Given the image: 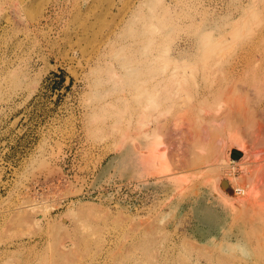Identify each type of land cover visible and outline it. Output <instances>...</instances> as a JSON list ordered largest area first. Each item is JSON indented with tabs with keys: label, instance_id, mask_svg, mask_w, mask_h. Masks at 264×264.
<instances>
[{
	"label": "rangeland",
	"instance_id": "374dc122",
	"mask_svg": "<svg viewBox=\"0 0 264 264\" xmlns=\"http://www.w3.org/2000/svg\"><path fill=\"white\" fill-rule=\"evenodd\" d=\"M0 264H264V0H0Z\"/></svg>",
	"mask_w": 264,
	"mask_h": 264
},
{
	"label": "bare ground",
	"instance_id": "6f19581e",
	"mask_svg": "<svg viewBox=\"0 0 264 264\" xmlns=\"http://www.w3.org/2000/svg\"><path fill=\"white\" fill-rule=\"evenodd\" d=\"M163 69H164V68H163ZM161 70H162V69H161ZM164 70H165V69H164ZM164 70H162V71H164ZM161 73L163 74V72H161ZM164 76H165V75H164ZM167 76H168V74H167ZM183 76H184V75H183ZM165 77H166V76H165ZM149 78H150V77H149ZM151 78H152V77H151ZM153 78H154V77H153ZM162 78H163V77H162ZM168 79H169V77H168ZM186 79H187V78H186ZM186 79H185V81H186ZM150 80H151V79H150ZM155 80H156V79H155ZM161 81H162V80H161ZM171 81H172V80H171ZM178 81H179V79H178ZM150 82H152V80H151ZM158 82H159V81H158ZM174 82H175V81H174ZM180 82H181V81H180ZM180 82H178V83H180ZM187 82H188V81H187ZM187 82H186V83H187ZM161 83H162V82H161ZM161 83H159V84H161ZM163 83H164V82H163ZM170 83H171V82H170ZM182 83H183V80H182ZM151 84H152V83H151ZM154 85H155V84H154ZM163 85H164V84H163ZM165 85H166V84H165ZM187 85H188V83H187ZM190 85L192 86V83H191ZM195 85H196V84H195ZM151 86H152V85H151ZM156 86H157V85H156ZM158 87H159V85H158ZM163 87H164V86H163ZM184 87H185V84H184ZM193 87H194V84H193ZM156 88H157V87H156ZM180 88H182V87H180ZM188 88H189V87H188ZM191 88H192V87H191ZM151 89H153V90H151V91L154 92L155 88H151ZM158 89H159V88H158ZM195 89H196V88H195ZM159 90H160V89H159ZM185 90H186V88H185ZM201 90H202V89H201ZM149 91H150V90H149ZM151 91H150V92H151ZM197 91H198V90H197ZM150 92H148V93H150ZM155 92H156V91H155ZM186 92H188V91H186ZM215 92H216V91H215ZM190 93H191V91H190ZM202 93H203V97H205V99L209 100L210 97H211V94H212L213 92L210 91V93H209V91H208V93H204V92H202ZM195 94H197V93H195ZM216 94H217V93H216ZM150 95H151V96H150ZM150 95H149V96H150V97H149L150 99L148 98V99H149V100H148V101H149L148 104H149V107H150L151 109H153L152 111H154V109H156V106H157V108H158L159 105H160V104L163 105L164 102H163V103H160V104L158 105V103H159V102H158V99H157V98L155 99V95H157V94L155 93V95H154V93H153V94H150ZM153 95H154V96H153ZM180 95H181V94H180ZM213 95H215V93H214ZM217 95H219V94H217ZM191 96H192V95H191ZM156 97H157V96H156ZM192 98H193V97H192ZM163 99H164V98H163ZM196 99H197V98H196ZM196 99H195V100H196ZM200 99H201V98H200ZM156 100H157L158 103L156 102ZM161 100H162V99H161ZM161 100H160V101H161ZM178 100H179V99H178ZM207 100H206V101H207ZM210 100H211V99H210ZM162 101H163V100H162ZM204 101H205V100H204ZM198 104H200V103H198ZM198 104H196V105H198ZM189 106H190V105H189ZM191 106H192V105H191ZM149 107H148V108H149ZM197 107H198V106H197ZM150 108H149V109H150ZM189 109H191V108L189 107ZM192 109H193V108H192ZM156 110H157V109H156ZM193 110H194V109H193ZM196 110H197V108H196ZM190 111H191V110H190ZM157 112H158V111H157ZM157 112H156V113H157ZM153 113H154V112H152L151 115H152ZM153 115H154V114H153ZM149 116H150V114H149ZM156 116H157V115H156ZM150 117H151V116H150ZM150 117H149V120H151ZM215 117H216V116H215ZM154 118H156V117H153V121H154ZM217 119H218V118H217ZM156 121H157V118H156ZM215 121H216V120H215L214 118H210V121H209V122L212 123V122H215ZM154 122H155V121H154ZM154 122H153V124H154ZM155 123H156V122H155ZM153 130H154V129H153ZM203 130H204V133H203V131L201 130L203 134L207 133V131H206L205 128H204ZM150 131H151V130H150ZM156 132H157V131H156ZM154 133H155V132H154ZM155 134H157V133H155ZM155 134H154V137H155ZM156 136H157V135H156ZM155 139H156V140H155ZM155 139H154V140L157 141V138H155ZM154 140H152L153 142H151V143H154V142H155ZM157 142H158V141H157ZM157 142H156V143H157ZM159 142H160V141H159ZM159 142H158V143H159ZM158 143H157V145H158ZM159 144L162 145V143H159ZM154 145H156V144H153V146H154ZM157 145H156V147H154V148L151 147L149 154H150L151 160H152V158H154V159H153V160H154L153 162H155V160H157V159H155V158H159V155H162V157L160 156L161 159H158V162H160V163H159V165H160V164H163V163H164V158H163V154H160V153H162V152H161V149H160V145H159V147H158L159 150H160V153H159L158 149H156V148H157ZM225 152H226V151H225ZM157 153H158V154H157ZM223 153H224V152H223ZM156 154H157L158 156H157ZM148 156H149V155H148ZM246 157H248V153H247L246 151H244V150L237 149V148H234V149L231 150V157H230V158H231V160H232V163H234V164L237 163V162H239V161H241V160H243V159H245ZM162 158H163V159H162ZM159 160H160V161H159ZM161 161H163V162L161 163ZM158 162H157V164H158ZM215 164H217V163H215ZM220 165H221V164H220ZM213 166H214V165H213ZM216 166H217V165H216ZM217 168H218V167H217ZM214 170H215V171H219V168H218V170H216V169H214ZM167 171H168V170H167ZM167 171H166V172H167ZM243 179H244V178H243ZM243 181H244V183H245V180H243ZM239 183H241V181H240ZM241 185H243V183H242ZM239 186H240V185H239ZM248 191H249V192H248ZM252 191H253L252 189H248L247 186L243 185L242 188H241V186H240L239 188L236 189V194L239 195V196L244 195V193H245V194L247 193L248 195H250V194L252 193ZM238 201H240V200H238ZM240 203H243V201L241 200Z\"/></svg>",
	"mask_w": 264,
	"mask_h": 264
}]
</instances>
